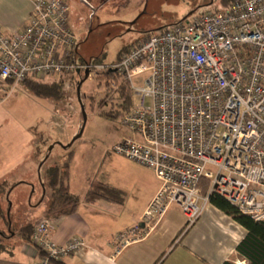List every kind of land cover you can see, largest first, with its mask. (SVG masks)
I'll return each mask as SVG.
<instances>
[{
	"label": "built area",
	"instance_id": "2783aa9c",
	"mask_svg": "<svg viewBox=\"0 0 264 264\" xmlns=\"http://www.w3.org/2000/svg\"><path fill=\"white\" fill-rule=\"evenodd\" d=\"M69 1L32 0L21 31L0 30V80L16 86L89 71L88 77L115 74L126 81L137 102L121 122L132 134L114 151L153 170L160 188L142 217L144 229H128L115 241L123 247L146 239L174 205L191 227L212 195L264 221V0H234L227 9L152 31L106 64L80 57ZM77 1L95 17L92 0ZM54 228L51 218L33 226L37 264L88 248L82 237L54 241Z\"/></svg>",
	"mask_w": 264,
	"mask_h": 264
},
{
	"label": "rangeland",
	"instance_id": "374dc122",
	"mask_svg": "<svg viewBox=\"0 0 264 264\" xmlns=\"http://www.w3.org/2000/svg\"><path fill=\"white\" fill-rule=\"evenodd\" d=\"M92 2L99 10L91 19L86 7L77 0H70L68 25L79 41L80 57L88 61L99 58V62L104 64L116 60L121 51L130 49L149 32L169 28L223 6L222 0ZM146 76L135 77L133 83L141 85ZM84 78V72L35 78L50 84L60 82L62 92L58 98L37 97L28 88L27 81L14 86L0 80V134L15 133L26 151L31 152V160L38 163L35 165L33 161L21 169L24 172L26 168L28 171L32 168L31 172L36 173L30 174L34 188L22 183L9 198L10 186L4 187L0 193V201L3 200L4 205L0 220L6 223L0 227V233H3L1 240L5 246L10 244L9 239L15 232L14 228L9 230L7 227L10 215L21 213L22 216L29 211L28 206L25 212L22 206L19 209L17 202L28 204L29 197H32L35 204L44 193L42 201L47 204L48 196L44 189L46 170L63 164L70 152H76L72 168L73 188L81 194L80 189L105 183L123 192L128 201L126 207L132 211L140 208L154 185L160 186L153 170L114 151L123 136L132 134L121 122L126 107L132 108L137 102L126 81L115 74ZM121 86L126 87V96L119 90ZM14 158L11 154L6 156L8 166ZM15 179L19 180L18 175ZM168 216L181 226L186 223L176 205ZM170 238L169 234L168 241Z\"/></svg>",
	"mask_w": 264,
	"mask_h": 264
},
{
	"label": "crops",
	"instance_id": "0c3cea01",
	"mask_svg": "<svg viewBox=\"0 0 264 264\" xmlns=\"http://www.w3.org/2000/svg\"><path fill=\"white\" fill-rule=\"evenodd\" d=\"M32 9V0H0V30L7 34L21 31L26 26ZM9 154L15 158L8 166V161L5 160ZM75 158L76 152L70 164L69 188L72 194L84 199L90 186L88 189H80L83 194L73 188L75 185L72 168ZM33 161L36 165L37 161ZM33 161L31 152L26 151L15 133H1L0 193L4 187L10 186L9 196L7 195L9 198L22 183L34 188V184L30 182V174L36 173L31 172L32 168L30 171L27 168L24 172L21 171L23 166ZM37 173L41 177V174ZM17 175L19 180L16 181ZM159 188L157 184L152 187L151 194L144 200L140 210L137 208L128 210L126 198L121 204L105 199L94 202L82 200L72 214L51 218L55 224L51 235L54 241L65 243L72 237H82L88 243V248L84 252L56 264H223L226 261L247 264L237 252V246L247 235V229L210 202L201 217L178 239L177 235L186 223L181 226L180 223L172 222L168 216L172 206L146 239L123 247L116 242L115 237L128 229L136 227L144 229L142 217ZM31 198L29 197L28 204L17 202L19 209L22 206L24 212L26 206L29 207L26 214L22 216L21 213L12 214L9 217L7 227L9 230L14 228L15 232L10 238L12 240L9 239L10 244L0 249V264H37L39 261L38 250L31 241L27 242L19 231L27 225H34L42 219L49 218L47 216L49 200L47 204L42 201L45 198L44 193L35 204ZM177 208L181 211L178 206ZM3 211L2 200L1 217ZM4 225L6 223L0 220V227ZM173 225L177 226L173 228ZM162 226L163 230L160 231ZM168 226L170 229L167 230ZM169 234L171 238L168 241Z\"/></svg>",
	"mask_w": 264,
	"mask_h": 264
},
{
	"label": "trees",
	"instance_id": "16d2710c",
	"mask_svg": "<svg viewBox=\"0 0 264 264\" xmlns=\"http://www.w3.org/2000/svg\"><path fill=\"white\" fill-rule=\"evenodd\" d=\"M234 0H222L223 6L217 7V10L227 9ZM150 33V32H149ZM148 33V34H149ZM127 50L121 51L116 60ZM95 61L99 62V58H95ZM114 60V61H116ZM27 86L31 92L40 98H58L61 95V83H47L35 78H28ZM25 81V82H26ZM126 87L121 86L119 90L126 96L128 93L125 91ZM126 93V94H125ZM94 97H92L93 99ZM130 107H126L125 112L121 115V119L125 114L130 111ZM105 114V113H104ZM109 115V114H108ZM74 152H70L67 160L59 165L51 166L46 170L44 184L45 195L48 196L49 206L47 209V216L49 218H57L62 215H68L75 212L82 200L87 202H94L98 199H105L108 201L123 203L125 201V195L117 188L111 187L108 184L91 185L87 191L84 199L78 195H74L70 192L69 177H70V164L73 159ZM210 203L214 204L226 214L232 216L236 221L242 224L247 229V235L237 246V252L246 260L247 264H264V221H255L251 217L241 214L235 207H233L228 201L218 195H212L209 199ZM9 223V221H8ZM32 228L33 225H27L20 229L19 233L27 241H32ZM189 229L186 225L178 233L177 239L183 236V234ZM0 233V249L6 248L1 240ZM223 264H234L231 261H226Z\"/></svg>",
	"mask_w": 264,
	"mask_h": 264
},
{
	"label": "water",
	"instance_id": "95a60500",
	"mask_svg": "<svg viewBox=\"0 0 264 264\" xmlns=\"http://www.w3.org/2000/svg\"><path fill=\"white\" fill-rule=\"evenodd\" d=\"M88 76H89V71H86L84 80L87 79ZM84 80H83V81H84ZM83 81H82L81 83H83ZM80 85H81V84H80ZM78 91L80 92V87H78Z\"/></svg>",
	"mask_w": 264,
	"mask_h": 264
}]
</instances>
